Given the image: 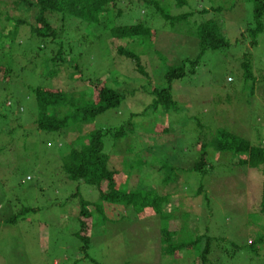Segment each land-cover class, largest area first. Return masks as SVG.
I'll return each mask as SVG.
<instances>
[{"label":"rangeland","instance_id":"1","mask_svg":"<svg viewBox=\"0 0 264 264\" xmlns=\"http://www.w3.org/2000/svg\"><path fill=\"white\" fill-rule=\"evenodd\" d=\"M160 1L168 3L171 10L177 12L175 0ZM185 1L188 5L180 10L181 13L209 10L216 3L221 6V12L195 13L191 20L197 25L214 20L229 46L206 52L195 68V74H190V69L186 68V75L173 81L171 96L175 109L171 108L164 116L161 108L154 112L150 91L166 86L163 68L179 66L183 61L197 57L198 40L192 29L183 25H177L173 30L157 26L153 41L128 46V50L140 56L141 66L149 74V83L134 70L132 62L116 53L117 47L125 41L120 44L111 38L87 37V45L77 52L82 53L83 78L93 82L108 81L105 85L121 92L124 100L118 109H110L82 127L81 134L71 132L74 134L67 138L36 130L34 106L29 100L24 102L28 88L64 89L69 96L79 99L84 95L85 100H89L93 84L86 85L77 79L71 83L63 64L54 67L57 71L54 78L42 80L41 72L47 75L52 68L40 64V59H33V53H37L36 49L42 43L35 38H24L28 36L26 27L19 30L16 43L21 44L15 45L12 57L5 54L9 41L2 40L0 264H195L197 249L180 250L176 258L163 254L164 246L160 242L163 223L159 216L137 218L121 208L116 212V208L109 205H105L106 221L93 217L89 247L86 254L80 251L81 243L75 236L80 228L78 199L71 198L78 183L69 181L62 172L63 154L68 150L70 139L83 137L94 130L118 129L129 121L134 128L122 139L103 138L108 165L117 167L119 173L118 186L131 189L137 186L140 170L131 169L134 155L147 164L152 159L156 165H150L146 171L152 170V176L156 175L153 179H149L150 176L140 178L159 195H169L165 211L175 209L173 215L177 217L170 222V229L180 225L187 238L207 234L211 238L225 239L226 245L214 242L213 250L222 248L233 256L221 255L214 264H264L261 259H249L245 250L234 254L228 248L233 244L244 247L258 234L264 235L261 229L264 218L258 212L261 170L236 165L242 155L216 153L210 148L206 149L209 166L206 173L191 170L200 155L198 138L207 142L217 131L224 130L253 144L264 141V32L257 37L256 46L251 47L245 31L253 24V4L245 0ZM0 11L8 12L10 19L29 22L35 15L34 10L18 5L17 0H0ZM136 11L134 9L135 14ZM130 19L121 18L119 22L133 23ZM53 25L59 27L57 19ZM12 27L11 20L5 22L3 17L0 18L3 36ZM66 30L70 33L77 27L67 25ZM94 33L98 36L104 31L97 29ZM242 34L244 42L237 41ZM50 42L51 39H47L41 57L46 52L49 57L54 55L56 49ZM245 58L251 61L255 77L252 92V83H244L241 77L240 65ZM227 75L233 83L227 82ZM18 101L24 106L20 107ZM19 107L21 111H18ZM132 115L135 116L131 118ZM157 163L177 168L174 180L168 185L161 183L164 170L155 173L161 166ZM127 178V184L122 185ZM200 187L201 193L198 192ZM79 190L80 196L87 201H93L97 195L94 189H87L82 184ZM23 208L26 211H22ZM11 218H15L12 224H3ZM215 256L213 252L212 259Z\"/></svg>","mask_w":264,"mask_h":264},{"label":"trees","instance_id":"2","mask_svg":"<svg viewBox=\"0 0 264 264\" xmlns=\"http://www.w3.org/2000/svg\"><path fill=\"white\" fill-rule=\"evenodd\" d=\"M253 4V24L245 32L249 38L251 47H255L257 37L264 32V0H245ZM17 4L26 10H34L33 21L13 18L10 19L8 12L0 11V18L3 17L5 22L10 20L13 22L12 29L7 35L0 32V45L8 40V54L13 56L14 48L19 39H17L19 30L22 27L28 28V40L34 38L39 40L40 45L34 54L33 59H40V64L50 66L47 75L41 72L40 77L43 80H51L57 74L54 70L57 64L65 65L68 79L71 83L76 79L89 85L93 84L92 96L89 100H85L84 95L79 99L69 96L64 89H43L41 87H30L27 91V97L24 102L31 101L34 106V124L37 131L45 134H56L66 137L70 134L78 132L82 133L81 128L92 123L98 116L110 109H118L124 100L123 94L115 88L108 87L107 82L91 81L84 79L81 71L84 66L81 65L82 51L84 45H87V37L96 39H114L116 41H125L122 46H118L116 53L125 57L132 62L134 70L142 77L149 81V74L141 66V59L137 52L128 50L129 45L135 42L147 44L156 38V27L160 29L169 27L174 29L177 25L192 29L193 35L198 40L199 54L194 60H185L179 66H171L163 68L164 80L166 86L163 88H153L150 94L153 96L151 109L156 112L161 110L162 115L171 108L175 109V103L171 96V84L175 80L182 79L186 75V68L190 69V74H195V68L199 64L201 58L208 51H217L227 48L228 42L222 36L219 26L214 20L210 19L197 25L191 18L197 14H208V12H221V6L207 9H199L196 11H185L181 13V9L187 7V1L175 0V9L173 12L168 3L163 4L160 0H17ZM134 9H137L136 14ZM136 15V16H135ZM121 18H131L133 23L120 24ZM54 19L59 22V27H54ZM74 24L77 30L72 33L66 30V26ZM100 29L104 33L95 35L94 31ZM20 35V34H19ZM22 36L20 37V39ZM17 39V40H16ZM47 39H51V44L55 47L54 55L50 56L46 52L44 58L40 56L41 51L47 43ZM244 34L237 41L244 42ZM21 41V40H20ZM111 47V42H110ZM33 61V60H32ZM37 61V60H36ZM33 63V62H32ZM2 66V65H1ZM0 66V67H1ZM241 77L243 82H251V92L255 88V77L252 73L251 61L245 58L240 65ZM8 76V75H7ZM228 83H233V79L227 75ZM86 80V81H85ZM264 81V78H262ZM118 83V81H117ZM149 83V82H148ZM29 96V97H28ZM85 100V101H84ZM21 106V101H18ZM23 103V102H22ZM10 105V103H8ZM18 111H21V108ZM171 109V110H172ZM135 115H132L134 117ZM198 127H202L198 125ZM134 128L130 121L120 126L118 129H101L89 132L87 135L70 139L67 145V152L63 154L62 164L60 165L62 172L69 181L78 183L75 194L72 199H78L79 207V230L75 234L80 241V251L86 254L91 240V232L94 227V220H107L105 205L113 206L116 212L127 211L137 218H148L151 216H159L163 223L160 230V242L164 246V255L177 257L180 250L186 249L192 251L197 249L198 255L195 264H214L221 255L231 256L227 251L220 248L213 250L214 242L224 244L225 239L211 238L207 234L198 237L187 238L182 231L180 225L177 229H170V222L177 220L172 211H165V206L169 204V195H159L150 185L142 183L141 176H152V170L146 171L150 165H156L151 159L147 164L139 156L134 155L131 158V169H139V181L134 189L130 187L118 186V171L110 168L109 156L104 153L103 138L111 136L115 141L122 139L129 131ZM74 132V133H71ZM84 140L86 141L84 143ZM199 158L191 167L192 171L204 174L209 168L206 161V149L210 148L216 153L229 152L233 155H242L236 161V165L247 167L249 169H260L262 172L261 198L259 199V214L264 218V141L258 144L242 139L230 132L219 130L206 142L205 139L198 138ZM62 148V146H61ZM137 159V160H136ZM60 164V160H59ZM158 165H161L157 163ZM165 171L164 178L161 180L163 185H168L173 181V175L177 168L166 167L161 165L158 168L160 173ZM132 171V170H131ZM167 172V174H166ZM129 174V177L131 174ZM138 175V174H137ZM128 177V178H129ZM124 179L122 185L127 184ZM121 183V181H119ZM85 185L87 189L96 191L93 201L84 200L80 195V185ZM127 188V189H126ZM202 188L198 189L201 193ZM207 199V198H206ZM22 211H26L24 208ZM15 218H11L3 224H12ZM185 221V220H183ZM180 228V229H179ZM264 230V227H261ZM183 232V233H182ZM196 247V248H195ZM231 253L245 250L249 259H261L264 261V235L258 234L255 238L250 239L244 247L235 246L228 247ZM215 252V259L212 254ZM233 256V255H232ZM231 256V257H232ZM192 261V262H193ZM191 262V263H192ZM264 263V262H263Z\"/></svg>","mask_w":264,"mask_h":264},{"label":"built area","instance_id":"3","mask_svg":"<svg viewBox=\"0 0 264 264\" xmlns=\"http://www.w3.org/2000/svg\"><path fill=\"white\" fill-rule=\"evenodd\" d=\"M227 81H228V82H230V81H231V79H228Z\"/></svg>","mask_w":264,"mask_h":264}]
</instances>
